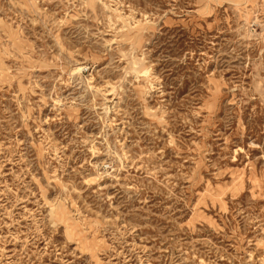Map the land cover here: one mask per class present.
Listing matches in <instances>:
<instances>
[{
  "label": "rangeland",
  "instance_id": "obj_1",
  "mask_svg": "<svg viewBox=\"0 0 264 264\" xmlns=\"http://www.w3.org/2000/svg\"><path fill=\"white\" fill-rule=\"evenodd\" d=\"M0 264H264V0H0Z\"/></svg>",
  "mask_w": 264,
  "mask_h": 264
}]
</instances>
